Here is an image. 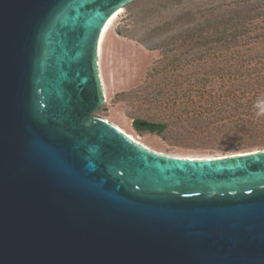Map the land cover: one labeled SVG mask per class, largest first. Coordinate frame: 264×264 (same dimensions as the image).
<instances>
[{
    "label": "water",
    "instance_id": "water-1",
    "mask_svg": "<svg viewBox=\"0 0 264 264\" xmlns=\"http://www.w3.org/2000/svg\"><path fill=\"white\" fill-rule=\"evenodd\" d=\"M135 1L0 0V264H264V150L166 156L92 116Z\"/></svg>",
    "mask_w": 264,
    "mask_h": 264
},
{
    "label": "rangeland",
    "instance_id": "rangeland-1",
    "mask_svg": "<svg viewBox=\"0 0 264 264\" xmlns=\"http://www.w3.org/2000/svg\"><path fill=\"white\" fill-rule=\"evenodd\" d=\"M254 18L227 44L216 19ZM103 103L92 114L154 153L214 158L264 150V0H138L121 9L103 38ZM211 43V44H208ZM133 120L166 125L158 136Z\"/></svg>",
    "mask_w": 264,
    "mask_h": 264
},
{
    "label": "trees",
    "instance_id": "trees-1",
    "mask_svg": "<svg viewBox=\"0 0 264 264\" xmlns=\"http://www.w3.org/2000/svg\"><path fill=\"white\" fill-rule=\"evenodd\" d=\"M252 20H254V18H249V16H243L240 14L229 16L223 19H216L215 21L208 23L206 26L198 29L196 31V35L187 37L185 42L195 44L196 40L199 39L200 36H205V32L210 31L215 35V38H213V41H211L212 43L227 44L230 42V40H234L239 35L245 33L248 29L247 25H249ZM140 124H145V126L140 127ZM132 126L134 130L138 132L145 131L158 136L162 135L166 131V125L160 123H149L133 120Z\"/></svg>",
    "mask_w": 264,
    "mask_h": 264
},
{
    "label": "bare ground",
    "instance_id": "bare-ground-1",
    "mask_svg": "<svg viewBox=\"0 0 264 264\" xmlns=\"http://www.w3.org/2000/svg\"><path fill=\"white\" fill-rule=\"evenodd\" d=\"M121 13V9L117 10L108 20L107 22L105 23L102 31H101V34H100V37H99V41H98V47H97V59L98 61L100 60V52H101V45H102V41L103 38H104V35L106 34V32L108 31V29L110 28L111 24L113 23V21L116 19V17ZM101 82V81H100ZM111 125V124H110ZM113 126V125H112ZM114 127V126H113ZM117 130H119L121 133H123L124 135H126L131 141H133L134 143H136L137 145L141 146L142 148H145V150H147L148 148L140 143L137 139H135L134 137H132L131 135L129 134H126L123 130L115 127ZM147 151H150V150H147ZM152 152V151H151ZM220 157H225V156H220ZM177 158H181V157H177ZM184 159H211V158H184Z\"/></svg>",
    "mask_w": 264,
    "mask_h": 264
},
{
    "label": "clouds",
    "instance_id": "clouds-1",
    "mask_svg": "<svg viewBox=\"0 0 264 264\" xmlns=\"http://www.w3.org/2000/svg\"><path fill=\"white\" fill-rule=\"evenodd\" d=\"M264 115V111L257 112V116H262Z\"/></svg>",
    "mask_w": 264,
    "mask_h": 264
}]
</instances>
